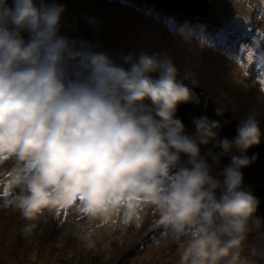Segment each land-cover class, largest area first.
I'll return each mask as SVG.
<instances>
[{"label": "clouds", "instance_id": "obj_1", "mask_svg": "<svg viewBox=\"0 0 264 264\" xmlns=\"http://www.w3.org/2000/svg\"><path fill=\"white\" fill-rule=\"evenodd\" d=\"M64 12L45 0H12L11 7L0 0V163L13 162L9 183L21 189L6 203L27 219L45 209L75 207L88 217L124 209V223L153 205L165 228H192L181 264H244L240 246L259 204L242 188L241 171L256 158L247 150L261 142L255 115L231 141L219 139L221 124L206 116L186 134L178 106L199 97L183 83L187 75L177 79L171 58L128 54L125 68L61 35ZM204 28L185 22L178 34L189 40ZM202 145L218 166L230 158L217 176ZM181 154L191 167H178Z\"/></svg>", "mask_w": 264, "mask_h": 264}, {"label": "rangeland", "instance_id": "obj_2", "mask_svg": "<svg viewBox=\"0 0 264 264\" xmlns=\"http://www.w3.org/2000/svg\"><path fill=\"white\" fill-rule=\"evenodd\" d=\"M7 2L11 7L12 0ZM34 2L38 5L40 0ZM53 2L66 8L61 35L107 53L125 68L128 65L122 58L128 54L133 58L141 52L170 57L179 76L195 80L236 120L254 114L264 141L260 71L255 60L248 63L247 51L239 53L241 46L256 48V42V55L264 52V0H207L205 13L204 3L197 0L185 6L200 13L194 18L184 16L179 5L155 0H45ZM190 21L205 28L185 40L178 31ZM222 33L227 37L224 44L217 39ZM22 35L28 39L27 33ZM234 55H239V62ZM185 132L193 135L194 129L185 127ZM205 148L201 146L205 153L201 155L217 176L223 169L213 163L207 156L210 149ZM187 159L181 154L178 167H191ZM12 167V161L0 163V264H181L192 228L183 234L165 228L153 205H141L139 219L128 223H124V209L96 217L85 216L75 207L58 213L45 209L33 219L25 218L15 204L6 203L21 195V189L9 183ZM216 194L219 197V191ZM154 230L159 233L152 234ZM240 258L244 264H264V226L258 211L248 221Z\"/></svg>", "mask_w": 264, "mask_h": 264}, {"label": "water", "instance_id": "obj_3", "mask_svg": "<svg viewBox=\"0 0 264 264\" xmlns=\"http://www.w3.org/2000/svg\"><path fill=\"white\" fill-rule=\"evenodd\" d=\"M161 3H169L174 6H181L184 9V15L196 16L197 14L193 9L185 8V6H193L197 0H155ZM204 3L203 13L209 10V4L207 0H199ZM208 4V5H207ZM187 11V12H186ZM195 12V13H192ZM153 77L158 75L157 73L152 74ZM177 79H183L182 76L177 77ZM183 83L189 87L196 95L199 97V104L186 103L180 104L176 112V118L180 119L183 125L188 129H194L193 120L194 118H199L201 116H206L210 121L215 120L221 124V129L219 131V139L227 138L229 141L237 135L236 129L240 124L231 113L219 107L216 100L212 99L206 91L197 86L193 85L189 79L183 80ZM219 108L221 115H216L215 110ZM213 153H219L220 148H214L212 143L208 144ZM232 155H240L236 150H233ZM246 155L251 159L255 155V160L250 163L249 166L241 169L243 173L242 188L244 190L250 191L259 201L257 211L261 217V223L264 226V141L261 139L259 145L253 146L247 150ZM221 164L224 166L230 164V158L228 156H223L220 158ZM159 230H154L151 232L156 235Z\"/></svg>", "mask_w": 264, "mask_h": 264}, {"label": "snow or ice", "instance_id": "obj_4", "mask_svg": "<svg viewBox=\"0 0 264 264\" xmlns=\"http://www.w3.org/2000/svg\"><path fill=\"white\" fill-rule=\"evenodd\" d=\"M239 27V25H237ZM250 31V28H248L243 34L247 35L248 32ZM261 38L264 39V34H261ZM217 39L220 41V43L224 44L226 43L227 37L225 34H221L220 36L217 37ZM256 48H245L244 46H241L239 48V53L243 54L245 51H247V59L248 63L252 64L255 60L257 68L260 71V84H261V90L264 91V52L259 53L257 56L256 53L258 51V42ZM232 58L236 59L237 62H239V55H234Z\"/></svg>", "mask_w": 264, "mask_h": 264}, {"label": "trees", "instance_id": "obj_5", "mask_svg": "<svg viewBox=\"0 0 264 264\" xmlns=\"http://www.w3.org/2000/svg\"><path fill=\"white\" fill-rule=\"evenodd\" d=\"M180 15V14H179ZM182 15V14H181ZM184 17V16H183ZM198 20V19H197ZM191 22V24H193L194 22L193 21H190ZM106 26H110L109 24H105ZM208 147V146H207ZM206 149V148H205ZM208 149H209V147H208ZM208 149H206L207 151H208ZM201 153H203L202 151H201ZM204 155H205V153H203ZM207 162L209 163V164H211L208 160H207ZM220 165V167L223 169L224 167L221 165V164H219ZM223 178L221 177V180H222Z\"/></svg>", "mask_w": 264, "mask_h": 264}, {"label": "bare ground", "instance_id": "obj_6", "mask_svg": "<svg viewBox=\"0 0 264 264\" xmlns=\"http://www.w3.org/2000/svg\"><path fill=\"white\" fill-rule=\"evenodd\" d=\"M65 8V7H64ZM65 10H66V8H65ZM115 40V39H114Z\"/></svg>", "mask_w": 264, "mask_h": 264}]
</instances>
